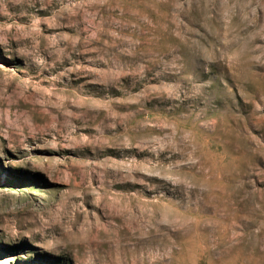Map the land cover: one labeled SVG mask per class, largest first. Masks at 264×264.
<instances>
[{
  "label": "rangeland",
  "instance_id": "1",
  "mask_svg": "<svg viewBox=\"0 0 264 264\" xmlns=\"http://www.w3.org/2000/svg\"><path fill=\"white\" fill-rule=\"evenodd\" d=\"M0 264H264V0H0Z\"/></svg>",
  "mask_w": 264,
  "mask_h": 264
},
{
  "label": "bare ground",
  "instance_id": "2",
  "mask_svg": "<svg viewBox=\"0 0 264 264\" xmlns=\"http://www.w3.org/2000/svg\"><path fill=\"white\" fill-rule=\"evenodd\" d=\"M6 73L0 72V83H5L7 81L8 78L4 79ZM12 80H9L5 83L7 84L6 87H11L12 84Z\"/></svg>",
  "mask_w": 264,
  "mask_h": 264
}]
</instances>
